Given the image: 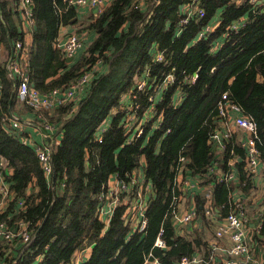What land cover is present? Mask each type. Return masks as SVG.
<instances>
[{"label":"trees","instance_id":"16d2710c","mask_svg":"<svg viewBox=\"0 0 264 264\" xmlns=\"http://www.w3.org/2000/svg\"><path fill=\"white\" fill-rule=\"evenodd\" d=\"M18 1L13 0V15L18 13ZM31 1L36 29L32 31V46L21 60L29 86L44 93L64 89L90 74L85 83L89 90L74 112L68 103L41 109V116L37 115L42 131L49 124L54 127L52 135L61 133L59 144H51V175L55 177L52 187L33 147L3 129V117L14 104L19 82L16 76H7L6 65L0 66V160L4 168L12 170L10 176L3 170L11 198L0 221L16 234L10 242L0 239V264H67L74 251L90 244L94 245L93 254L80 264H143L149 253L151 259L163 264L191 257L192 244L204 246V238L194 235L191 241L176 235L170 202L173 192L183 195L182 190L177 191L179 173L183 178L208 174L218 217L230 211L234 182H217L209 170L214 159L212 136L223 120L217 105L222 94L227 93V101L255 122V145L259 158L264 160V5L256 7L251 0H197L204 15L199 18L194 14L183 24L185 13L179 7L192 0H111L96 16L91 15L85 27L96 31L94 40L79 60L67 65L63 50L56 45L57 34L59 26L70 24L72 19L77 21L75 6L65 0ZM1 15L4 23L0 22V44L22 40L18 28L8 21L5 0H0ZM241 18L244 23L232 29V24L240 23ZM215 19L220 20L218 27L195 41L205 25ZM225 32L226 40L220 49L210 53L213 42ZM155 50L162 52V60H154ZM142 74L149 86L138 90L137 80ZM167 75L172 76V81L155 100L154 92ZM193 75L196 79L191 83ZM178 91L182 101L175 104L173 95ZM124 93L130 95L132 113L144 112L154 104L162 120L151 134L153 122L149 120L139 136L133 134V128L127 131L123 121L126 111L118 112L109 126H103L110 111L119 109ZM150 95L153 100L148 99ZM129 134H133L130 141ZM226 141L221 169H231L227 162L235 158L239 188L249 193L252 183L246 177L242 141ZM141 157L145 159V179L139 183L143 189L148 186L145 228L126 240L130 226L123 223L125 205L119 204L108 230L100 235L103 223L95 215L98 195L112 174L119 181L129 182ZM194 200L197 215L209 225L201 208L204 190L196 193ZM260 217V227L252 238L264 247V209ZM19 221L27 224L31 237L28 243L15 230ZM161 228L165 248L153 245ZM201 252L205 257L209 254L205 247Z\"/></svg>","mask_w":264,"mask_h":264},{"label":"built area","instance_id":"2783aa9c","mask_svg":"<svg viewBox=\"0 0 264 264\" xmlns=\"http://www.w3.org/2000/svg\"><path fill=\"white\" fill-rule=\"evenodd\" d=\"M68 4L73 6H81L88 5L91 10H94V15L96 16L104 6H106L111 0H65ZM256 0H251V3L255 5ZM260 4L255 5L256 7L264 5V0H261ZM197 0H192L190 4H187V7L184 11L185 16L182 18V23H188L191 17L199 13L201 17L204 15V11L200 8H197ZM17 11L21 18L22 24L23 22L33 23L32 18V1L31 0H19L17 3ZM243 20V19H242ZM235 22L232 24V29H238L240 25L244 22ZM24 25V24H23ZM204 35V32L200 33V36ZM82 42L79 36L76 33L69 34L65 39L61 48L66 56H74L77 50L81 47ZM13 57L7 63V68L9 69L12 76H16L18 79V86L16 88V97L23 103L28 104L30 107L36 110L47 109L51 110L54 106H60L64 104L70 103L72 100L76 99L75 91L77 88H80L83 84L87 82L90 77V74H84L77 81L71 83L68 87L64 89H52L49 92L41 93L38 90L29 86L28 83V75L26 74L25 67L22 66L21 60H23L27 55L26 47L23 45L21 40L15 41L12 44ZM157 61L162 60L161 54L156 58ZM196 79V75L191 77V83H194ZM172 81V76L167 75L163 86H165L168 82ZM149 86L146 79L137 80V89L142 90L144 87ZM134 97V96H133ZM152 99V95L149 96ZM153 100V99H152ZM218 113L225 121L233 126H236L243 132V141L242 144L245 148L246 152V177L252 183V179L258 171V165L261 160L259 158V154L256 148V140L257 136V127L255 122L249 117L241 113L240 108L237 105H234L227 101V93L222 94L221 99L218 101ZM71 112H74L75 109L71 108ZM233 112L234 115L232 119H230V113ZM137 117V116H135ZM10 119V118H9ZM12 119V117H11ZM148 120H143L141 117L138 119H134V117L127 116L124 120V126L127 129L135 130V136H139L145 129L146 122ZM12 127L14 129H18L19 133H21L19 121L16 119H12L11 121ZM145 124V125H144ZM46 133L50 132L48 130H53L54 127L52 125H45ZM16 133L17 135H21ZM45 133V135H46ZM24 134V133H22ZM47 136V135H46ZM228 129L225 132L216 131L213 134V138H217L216 141L220 147V149L224 148L223 140H228ZM222 138V139H221ZM98 141H101V137H97ZM215 140V139H214ZM33 150L37 155L39 164L43 173L46 175H50L52 172L51 165V147L47 144H39L35 143ZM179 160H183L180 157ZM234 160L229 159L227 164L228 166H232ZM211 169V168H210ZM4 167L0 160V180L4 176ZM180 179H177V191L181 190L180 184H186L189 182V179L183 178L180 176ZM234 178V174L228 170L225 174L217 177V182L222 181H232ZM144 179H135L132 178L129 182L118 181V185L115 189L109 190L107 193H101L99 195L100 206L98 207L99 214H103V208L107 206V203L110 202L115 204H121L120 196L125 198L122 204L125 205V209L121 215V219L124 224L131 226V230L133 232H140L146 226L145 220V211L148 204V197L145 194V190L142 188V184L139 182H143ZM147 186V185H146ZM191 188L193 186H190ZM133 188H137L136 191H132ZM255 188L252 184L251 190ZM187 189V187H186ZM205 192V200L203 202V211L206 220L209 222V225H215L216 228L214 230L216 240H222L223 238H227L230 242L229 246H220L217 242L212 244H208L209 254L207 257L204 254L198 252L193 254L191 257L182 256L174 264H260L257 258V245L253 241L251 229L249 227L251 218L248 216V206L244 202V198H235L232 196V203L230 205V211L225 215V217L219 218L217 215V209L214 205L213 199V189L210 186H206L204 189ZM250 190V191H251ZM125 193L126 195H124ZM252 192L248 193L249 200H251ZM195 194L192 192L189 193L188 196L194 197ZM9 190L7 185L0 182V214L4 212V204L8 201ZM185 197L183 195H177L173 192V196L170 202V213L172 214V218L176 219L177 224L179 225L177 228L180 231V235H183L184 228L183 226L188 227L190 224L195 223L196 219V209L195 207L189 209L188 211L180 214V204H182L181 199ZM246 198V199H247ZM251 202V201H250ZM19 207L23 206V202L19 201ZM113 209H110L106 212V218L111 217ZM261 212L258 213V222L257 226H254V231L260 227L261 223ZM182 227V228H181ZM15 230H19L18 234L22 238L23 242L28 243L31 240L29 232L27 230V224L25 222L19 221ZM163 229L161 228L154 240L153 245L159 248H165V241L162 237ZM16 234L12 230V228L6 224L5 221H0V239L5 240L7 242L12 241L15 238ZM261 250L264 255V247H261ZM218 257L216 260L215 257ZM150 257V253L145 257L143 264H163L159 262L157 259H148Z\"/></svg>","mask_w":264,"mask_h":264},{"label":"crops","instance_id":"0c3cea01","mask_svg":"<svg viewBox=\"0 0 264 264\" xmlns=\"http://www.w3.org/2000/svg\"><path fill=\"white\" fill-rule=\"evenodd\" d=\"M6 1V14H7V18L10 24H12L13 26L15 25L17 29V32H19L20 34H22V42L25 45L26 49L29 51V47L32 46L33 43V30L36 29V25H34L33 23H28V22H23L21 21V18L19 16V13H17V15H13L11 13V9H12V3L13 0H5ZM236 3H240L243 0H235ZM198 6V4H197ZM187 7V4H183L179 7V11L180 12H184L185 9ZM76 8V22L74 19H72L70 24L67 25H61L59 26L58 29V34H57V46L61 48V45H63L65 39L67 38V36L69 34H73L76 33L79 38L81 39L82 45L81 47L77 50V52L74 54V56H72L73 58L71 60H67V58L69 56L64 55L65 57V62L67 65H69V63H75L77 60H79L81 58V56L84 54L85 49L87 48V46L89 45V43H91L94 38L96 37V31L93 29H87L85 28L88 21L91 19V15L95 16L94 14V10H91V8L88 5H81V6H75ZM199 8V7H197ZM9 11V13H8ZM18 12V11H17ZM243 18H241L242 20ZM0 22L4 23V18L1 15L0 16ZM74 22V23H73ZM220 20L219 19H215L213 20L211 23H208L207 25H205V27L200 31L201 32H213L219 25ZM240 24V23H239ZM200 33L196 36L195 41H197L198 39H200ZM222 38H218V40L213 42V45L210 48V53H216L220 47L222 46V44L224 43V41L226 40L227 33H223ZM12 42L10 43V41L8 43H4L3 41H1L0 44V66H5L6 65V69H7V76L12 78V74L10 73L9 69L7 68V63L9 60L12 59L13 57V49H12ZM154 55V60H156V58L161 54V51H157L156 50L154 52H152ZM149 74V73H148ZM143 74L139 77V80H143L145 78H143ZM148 76V75H146ZM143 78V79H142ZM148 78L150 79V77L148 76ZM259 81H261V78H258ZM148 83V82H147ZM149 84V83H148ZM86 84H83L80 88H77L75 91V95H76V99L72 100L70 103L73 105L72 108L76 109L78 101H81L82 99L85 98V96L88 94V90L89 88L86 87ZM31 87V86H30ZM86 87V88H85ZM85 88V89H84ZM165 88V86H161L159 87L155 92H154V98L155 100H159L161 98L162 95V90ZM1 89H2V83L0 82V93H1ZM87 89V90H86ZM182 94L178 91L176 94L173 95V103L175 104H179L182 101ZM15 97V101L14 104L12 105L11 109L7 112V114H5V116L3 117V129L6 132H14V134L18 137L19 141L23 144H27L30 147L34 146L35 143H39V144H47L50 145L53 142L59 144L60 139H61V133H58L56 135V133L52 135V129L48 130L50 132L46 133L44 131H42L39 128V124L37 122L38 120V116H41V113L39 114V110L33 109V108H29V106L25 105V103L21 102L16 96ZM149 100L150 97L148 98ZM220 100V99H219ZM139 104H135V107L138 108ZM119 109L117 108H113L110 113L109 116H107L104 120H103V126L104 125H108L110 124V122L112 121V117L114 115H116L118 112L121 111H126L125 112V118L127 116L130 117H134V119H138V118H142L144 121L145 120H149L153 122V126H152V130L149 132V134L152 133V131L155 129V126L157 124H160L162 118L161 115H157L155 112V108H154V104L150 105L147 107V109L143 112H138L137 114L134 112H131V109L133 108V105L131 103V98L129 93H124L121 97L120 103H119ZM41 110V109H40ZM230 119H232L234 113L231 112L230 113ZM137 116V117H135ZM16 119L19 121L20 124V129H21V133H19L18 129H14L12 127L11 121L12 119ZM10 118V119H9ZM124 118V120H125ZM123 120V121H124ZM226 120V119H225ZM224 119L219 122L218 128L216 129V131H223L225 132L226 129H228V139L231 138L232 140H234L235 142H240L243 141V132L237 128L236 126H233L225 121ZM105 127V126H104ZM127 131H130V129H126ZM16 133L21 134L20 136L17 135ZM24 133V134H22ZM46 133V135H45ZM133 134L135 135V132H133ZM133 134H129V138L128 140L130 141L133 138ZM48 138V139H47ZM215 139V140H214ZM217 138H213L212 137V150L214 152V159L211 163V166H209V170L211 171V173L216 175V178L214 177V179H217L218 176L225 174L226 172L222 171V152L223 149H220V147L218 145H216L218 143V141H216ZM222 139V138H221ZM226 140H223V144H225ZM25 142V143H24ZM227 142V141H226ZM32 145V146H31ZM225 147V145H224ZM246 156V154H245ZM232 159V161H235V158H230ZM235 162H233L231 169H229L233 174H234V178L232 181L229 182H234V189L231 192V199L232 196L235 198H244V202L245 204L248 206V216L249 218H251L250 221V229H251V233L254 232L253 227L257 226V222H258V213H260L263 209H264V164L263 162H260L258 165V173L254 175L253 179H252V184L255 188H253L250 192L253 191L252 195H251V200H249L248 197V193H243L241 192V189L239 188V180L237 177V172H236V168L234 167ZM144 167H145V159L144 157H141L139 160V166L132 172L130 178H135V179H145L144 178ZM211 168V169H210ZM7 175L10 176L12 174V170H10L9 168H4ZM7 175L4 174L3 178L0 180L1 183L7 185L8 187V182H7ZM45 177L49 178L50 177V182L52 187L54 186V179L52 181L53 178V174L51 175H46L44 174ZM183 175L179 173L177 179H180ZM207 175L201 177L199 175H188L186 177V179H189V182H186V184H180V186L182 187L181 190L183 192V197L181 199L182 204H180V214H183L184 212L188 211L189 209L195 207L196 209V204H195V200L194 197L192 196H188L190 192H192V194H196L198 192L203 191V189L206 186H213L210 183L213 182H209L207 179H209V177H207ZM207 180V184L204 183L203 186L201 185V182H206ZM118 178L116 175L112 174L108 177L107 180V184L106 187L109 190L115 189L116 186L118 185ZM61 185L63 186V183H61ZM190 186H193L192 188ZM106 187H103V191L101 193H107L109 190L106 189ZM187 187V189H186ZM213 189V187H212ZM145 190V194L148 191V186L144 187ZM28 192H30V186L28 189ZM100 193V194H101ZM99 194V195H100ZM99 195L97 197L98 202L96 204L95 207V215L98 218V220L100 222L103 223L102 225V229H101V233L100 235H103L109 228V223L111 221L112 215L115 212V208L119 205V204H113L110 202L107 203V206H105L103 208L104 213L103 214H99L98 211V207L100 206L99 201ZM8 201L11 198L10 192H9V196H8ZM121 199V204L125 201V198L120 196L119 197ZM247 198V199H246ZM124 199V201H122ZM213 199H214V204H215V198H214V193H213ZM8 201L4 204V208L6 209V206L8 204ZM251 201V202H250ZM110 209H113L112 213H111V217L110 218H106V212ZM201 208L203 209V207L201 206ZM196 219H195V223L193 225H189L188 227L183 226V228H186V230L184 229L183 235L182 236H186L189 238V240L193 241L195 239L194 235H199L201 238L203 236L204 241H205V245L204 246H195V244L193 243V249H194V254L198 253L201 250H203V247H205V249H208V244H212L214 242H217L220 246H229L230 242L227 238H223L222 240H216L215 238V234H214V230L216 228V224L215 225H208V224H204L200 217L197 215L196 212ZM174 230L176 235L181 236L180 235V231L177 228L179 225L176 222V219L171 218ZM182 228V227H181ZM134 233L133 230H131V226L130 229L127 233L126 236V240H128L130 238V235ZM198 236V237H199ZM185 237V238H186ZM257 245V258L259 260L260 264H264V257H263V252L261 250V247L256 243ZM93 250H94V245H87L86 247H84L83 249H79L74 251V253L72 254L69 262L67 264H80L82 262H85L92 254H93ZM146 257V256H145ZM216 260L218 259V257H215ZM145 259V258H144ZM150 259V257L148 258ZM40 260V258L38 259ZM158 260V259H157Z\"/></svg>","mask_w":264,"mask_h":264},{"label":"rangeland","instance_id":"374dc122","mask_svg":"<svg viewBox=\"0 0 264 264\" xmlns=\"http://www.w3.org/2000/svg\"><path fill=\"white\" fill-rule=\"evenodd\" d=\"M260 2H263V1H261V0H256L254 3H255V5H258V4H260ZM195 16H196V17H199V18L201 17V15H200L199 13H196ZM184 24H186V23H184Z\"/></svg>","mask_w":264,"mask_h":264},{"label":"water","instance_id":"95a60500","mask_svg":"<svg viewBox=\"0 0 264 264\" xmlns=\"http://www.w3.org/2000/svg\"><path fill=\"white\" fill-rule=\"evenodd\" d=\"M73 57L72 56H69L68 58H67V60L69 61V60H71ZM48 139V138H47ZM53 179H54V175H53V178H52V181H53Z\"/></svg>","mask_w":264,"mask_h":264}]
</instances>
